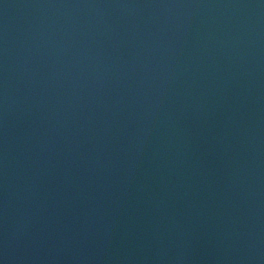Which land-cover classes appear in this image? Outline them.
<instances>
[{
	"label": "water",
	"instance_id": "water-1",
	"mask_svg": "<svg viewBox=\"0 0 264 264\" xmlns=\"http://www.w3.org/2000/svg\"><path fill=\"white\" fill-rule=\"evenodd\" d=\"M0 264H264V0H0Z\"/></svg>",
	"mask_w": 264,
	"mask_h": 264
}]
</instances>
